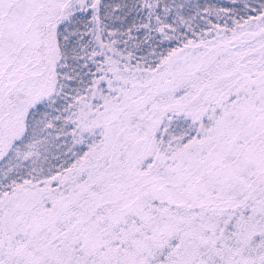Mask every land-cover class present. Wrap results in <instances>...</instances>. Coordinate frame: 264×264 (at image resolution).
<instances>
[{
    "label": "snow or ice",
    "instance_id": "6c2138e0",
    "mask_svg": "<svg viewBox=\"0 0 264 264\" xmlns=\"http://www.w3.org/2000/svg\"><path fill=\"white\" fill-rule=\"evenodd\" d=\"M0 264H264V0H0Z\"/></svg>",
    "mask_w": 264,
    "mask_h": 264
}]
</instances>
